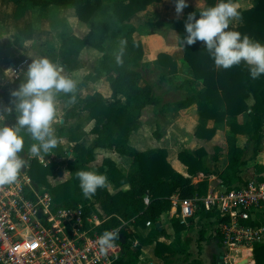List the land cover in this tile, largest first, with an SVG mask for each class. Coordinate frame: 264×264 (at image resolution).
<instances>
[{"label":"trees","instance_id":"1","mask_svg":"<svg viewBox=\"0 0 264 264\" xmlns=\"http://www.w3.org/2000/svg\"><path fill=\"white\" fill-rule=\"evenodd\" d=\"M16 5L29 3L34 7L46 8L49 6L71 7L77 20L88 23L101 8L102 0H11ZM161 0H115L113 16L120 22H125L135 14L145 11L146 8ZM174 1V0H172ZM218 0H206L203 9L214 6ZM203 9L190 8L184 19L169 21V27L177 32V37H183L184 23L188 13L196 12L197 16ZM237 17L241 25L229 30L239 31L251 39L264 44V0H255L254 5L245 10L238 9ZM114 35L111 25L105 21H98L88 34L83 37L69 35L62 39L57 57L60 65L67 71L74 70L75 59L84 47L90 46L102 53L93 71L92 80L104 76L111 91L110 98H104L100 93L85 98H79L72 107V115L77 111L86 112L87 120L92 122L90 134L95 136L93 146L86 148L80 142V135L71 134L69 141L74 142L72 159L70 162L71 177L57 185L50 186L47 177L54 172L55 163L42 165L37 159L30 163L29 176L35 182L47 186L53 200L63 207L83 206L84 212L89 215L95 213L99 219H105L96 230L102 234L122 226V222L133 221L135 227L145 228L150 223V230L146 236L149 241L156 240L155 255L169 252L170 248L158 237H166L164 230H158L156 222L171 209V197L177 195L180 200L194 197H204L208 190V180L203 178L193 183L198 173L208 175L205 165L207 155L203 147L192 152L181 151L177 155L178 161L186 167L187 177L176 172L167 161V152L163 149H153L147 152H138L129 144V134L140 126V114L147 106H156L162 103L154 93L151 85L142 80L141 63L143 48L140 40L131 38L130 32L123 37V44L113 55L104 53V42ZM177 44L183 52V58L190 68L193 78L200 82L201 89L187 97L174 101L171 107L175 111L194 108L200 120H211L215 125L227 124L231 135L226 138L227 165L219 175L221 185L227 191L239 189L245 184L241 176L243 150L237 146V135H245L247 141L254 144L257 152L264 131V74L253 79L249 66L241 61L228 69L217 67L209 55L203 42L182 47L177 38ZM119 56V61L117 57ZM158 66L165 68L167 74L176 71V64L163 53L157 57ZM162 77L165 74L161 75ZM8 101V98H6ZM246 115L242 124L237 117ZM80 124L76 129L80 128ZM215 128H206L204 124H197L195 137L210 140ZM98 151H111L118 156L131 159L132 169L124 174L117 169L110 158L105 157L95 172L107 176L104 187L85 197L79 186L77 172L90 170ZM263 172V167H257ZM123 186H127L125 190ZM110 188L113 192H111ZM201 214V213H200ZM175 240H179L181 232L186 228L177 218L172 219ZM190 222V220H189ZM123 241L115 240L121 245L123 254L114 264H136L139 252L131 253L128 249V240L131 238L125 230L121 231ZM254 264H264V241L253 247ZM127 261H124V258Z\"/></svg>","mask_w":264,"mask_h":264},{"label":"built area","instance_id":"2","mask_svg":"<svg viewBox=\"0 0 264 264\" xmlns=\"http://www.w3.org/2000/svg\"><path fill=\"white\" fill-rule=\"evenodd\" d=\"M59 62L56 58L62 68ZM30 64L28 57L13 62L9 74L16 78L26 73ZM14 122L5 117L0 120V124L9 126ZM60 140L59 145L64 146V154L70 160L74 144ZM20 155L28 166L16 182L0 185V264H114L121 255V245L114 242L111 248L101 251L96 243L100 235L96 228L105 219L93 212L87 215L81 205H59L47 186L29 176L33 159L44 166L54 163L52 152L44 153L43 158L32 157L29 148L24 147ZM51 179L48 176L47 183L54 186ZM170 200L171 216L186 227L197 213L209 216L212 234L222 246L224 264H248L254 245L264 241V172L258 178L245 180L239 189L227 191L217 181L208 186L204 197L180 200L173 195ZM124 223L110 229L119 230L120 241ZM145 225L149 227L150 223Z\"/></svg>","mask_w":264,"mask_h":264},{"label":"crops","instance_id":"3","mask_svg":"<svg viewBox=\"0 0 264 264\" xmlns=\"http://www.w3.org/2000/svg\"><path fill=\"white\" fill-rule=\"evenodd\" d=\"M254 1L255 0H234V2L238 6L237 10L238 9L245 10V9L251 8L254 5ZM27 4H29V3L27 2ZM27 4L25 3L24 5L19 6V5H16L11 0H0V101L4 105L10 104V99H11L10 93H11V91L18 89L19 85L26 79L25 73H22L21 75L17 76L16 78H12L11 75L9 74V70H10L9 66L13 62L17 63L16 61L19 59L21 60L23 58H26L25 54L29 53L28 51L30 49H28V48H29L30 44L31 45L34 44V41L32 40L31 37L30 38H25V37L22 38V41H24V42L20 43L19 46L13 45L11 42V39H12L11 35L13 36L15 34H17V35L22 34V36H23L27 31H31V27L29 28L28 26H26L27 21H28L27 15L29 14V11H30ZM187 5L188 6L186 8H184L183 12L180 15H177L175 13L174 1H172V0H161L158 3H153L147 7L146 11L147 12L153 11L155 8H158L157 10L159 11L160 14H166L169 16V18L167 20L169 22L171 19H178V20L184 19L187 12L189 11V9L191 8V5H192L189 2V0H187ZM24 6H26V8ZM30 6L38 9L40 11L39 13L42 15V17H44L46 14L45 10H48L50 8L55 7L58 9L59 8H62V9L63 8H70V9H72L71 7L49 6L46 8H41V7H34L32 5H30ZM23 9H25V10L23 11ZM143 14H145L144 11H143ZM135 16H138V13ZM135 16L131 17L129 20H131V22H132L133 18L135 19ZM74 18L76 19L75 26H76V28H78V24L80 22L77 20L76 16ZM41 23L43 26H46V24L44 23V18L42 19ZM80 24L83 25V27L82 26H81V28L79 27L80 29L78 28V30H81V32L79 34L73 33L72 35L83 38L84 36H86L88 34V32L90 31L91 28L89 29V26L86 23H80ZM240 25H241V21L237 17H233L230 19L229 26L236 28ZM43 33L44 34L41 37V41H39L38 44L46 42L49 45L51 43H54V41L49 40L51 32H48L45 30ZM133 39L140 40V42L142 44V48H143V57L141 60L142 64L148 63L149 65H155L156 64L158 66L157 56L160 53H163V54L169 56L171 58V60L173 62H175L176 71H175V73H173L171 75L167 74V70L165 68H161L158 66L161 69V71L159 73V80L168 79L167 81H165L166 86L164 87L165 91L167 93H169V94H171L172 92L177 93L180 96V97H178L177 100H180V99H183V98L187 97L188 95L195 93L201 89L202 86H201L200 82L193 78V75L191 73L190 68L187 66V64L184 61L183 52L177 44V32L175 30L168 27V29L165 31L164 34H159L157 32H150L148 35H142V34L136 33V36L133 37ZM60 43H58V47H60L59 46ZM58 47H57V50L55 51L56 55H57V52L59 50ZM87 55L98 58L102 55V53H100L99 51L95 50L94 48H92L90 46H86L81 51L80 55L75 59V66H74L73 71L67 72L63 67L61 68L62 74L73 79L75 81V84H76L74 91L72 93H69L70 96H69L68 102L71 103L70 104L71 108L73 107V105L77 99L85 98L87 96L92 95L95 92L100 93L106 99L110 98V95H111V91H110L109 84L107 81L103 80L102 81L103 84L97 86L96 84L92 85L90 80H88V79H86V80L82 79V77L80 75L81 74L80 68L82 67L80 64L81 58L86 57ZM57 65H58V63H57ZM141 73H142V71H141ZM162 74H165V76L162 77L161 76ZM173 76L176 77V80L174 78L169 80V78H172ZM143 79L144 78H143V74H142L141 82L143 81ZM174 82H176V83H174ZM144 84L145 83H143V84L140 83V86H142ZM147 84L151 85L150 83H147ZM174 84H177V85H174ZM189 85H190V87L194 88L195 90L189 92L191 90V89L189 90V88H190ZM152 88H153V86H152ZM153 90H154V93L161 98V100L164 99L161 96L162 94L164 95V91H161L158 94L156 92L157 89L153 88ZM71 97H74V101L71 99ZM6 98H8V101L6 100ZM177 100H175V101H177ZM62 104H59V105L62 106ZM148 107L149 106H147L146 108H148ZM67 109L68 108H65V112ZM80 112H82V111H80ZM80 112L77 111L76 113H78V114H76L74 117L79 116V114H81ZM62 114H63V116L65 115V113L61 112V114L58 115L59 118L57 119V121L54 124H59L60 126H66V123L68 121H65V119L62 117ZM245 119H246V115L241 114L237 117V122L239 124H242L245 121ZM170 123H172V124H170ZM199 123L204 124L206 126V128H215V133L210 140L197 139L195 137V135H194L195 134V127ZM190 124H191V141H190V143H188L189 147H185L184 143L182 142L183 132L185 131V129L187 127L190 126ZM77 125L74 126V129L79 131L78 135H80V142H82L86 148H91L93 146V143L95 140V136L90 134L92 123L90 122V124L89 123L86 124L85 127L82 128L80 126V128L76 129ZM166 126H170L169 130H173L175 127L176 129L174 131H175L176 135L171 134L168 137H160L159 136L158 139L155 142H153L151 140V138H149L148 134L145 133V130H143L144 127L140 126L136 131H133L129 134V144L132 147H134L138 152H147V151L153 150V149L165 150L167 152L168 163L171 165V167L176 172H178L179 174H181L185 177L188 176L187 171H186V167L178 161V159H177L178 153L181 151L192 152L199 147H203L207 153L206 145L209 144L214 137H216L218 132L222 131L225 128V124L217 126L211 120H200L199 117L197 116V114L195 113L194 108H190L187 110H181V111L173 110L171 113L167 112ZM53 127L56 130L57 127L55 125H53ZM70 131H71V127H70ZM56 135H57V131H56ZM151 136H152V134H151ZM65 137L66 136H63L61 138H63L64 140L65 139L68 140V138H65ZM239 137L240 136H238V135L236 136V140H237L236 144L238 147H240L238 145V138ZM246 141H247V138H246ZM263 141H264V131L262 133L261 142L259 144L257 152L254 153L253 158L256 157L257 154L258 155H264ZM72 143L74 144V142H72ZM183 146H184V148H183ZM97 154L103 155L102 159L100 160L99 163H97V159L90 162L88 165L89 168H90V165L92 163H95V168H97L99 165H101V163L105 157H108L112 161H114L117 169L120 170L124 174H127L133 167L132 163H131V159H129L127 157L118 156L117 154H115L111 151H98ZM205 165H206V163H205ZM261 166L263 167V170H264V156H261L259 164L255 165V168H256L255 172H258L257 167H261ZM206 167L208 169V175H204L203 173H198L196 175V177L193 178V180H192L193 183H197L198 181H200L206 177L208 180L209 186H210V185H212L211 181L216 178L215 176L218 175L217 178H219V175L223 172V170L225 168V167H223L220 171H215L216 169H214V168H209L207 165H206ZM242 167H241V170H242ZM241 176H242V172H241ZM246 176L247 177L242 176L243 180H247V179L252 178L251 174H249V173ZM218 181H220V180H218ZM126 188H127V186L122 187L123 190H125ZM110 190H111V192H113L111 188H110ZM171 215H172V210L169 211L168 213H166L165 215L161 216L159 218V220H157V222H156V223H159V228L157 227L158 230H164L166 232V237H158L157 240L160 242H164L166 244V246H168L170 248L169 252L162 253L160 257H157L155 255L156 240L155 241L154 240L149 241L146 238V236L150 230V226L147 227L145 225V228L142 229L140 227H135L133 222H125L124 223L125 224L124 230L126 231V233L128 235L131 236V238H129L128 243H127L129 251L131 253H135L136 251L139 252V256L137 258L136 264H164V258L174 254L175 246L180 244L181 239L183 237V234L187 231L188 227L193 224V219H190V225L187 226L183 232H181L179 240H175L174 230H173L172 222H171L173 217ZM194 220H196V223H198L199 225L202 226L201 233H200L201 239L205 235L204 231H205L206 227L204 225L206 224V225L210 226L211 232L207 234L206 238H207V241L211 244V248H212V252H213L211 264H224L222 262V258H218L216 256L215 245H217L221 249V256L223 257L222 246H221L219 240H217L212 234L213 228H212V223L210 221L209 216L204 215V214H198V215H196ZM133 243H136L135 247H133L134 246ZM121 253L123 254V250H121ZM250 255H251V257H250ZM247 256H248V254L246 255V257ZM125 260L127 261V257H126V259L124 258V261ZM248 262H249L248 264H254L252 253L251 254L249 253Z\"/></svg>","mask_w":264,"mask_h":264},{"label":"rangeland","instance_id":"4","mask_svg":"<svg viewBox=\"0 0 264 264\" xmlns=\"http://www.w3.org/2000/svg\"><path fill=\"white\" fill-rule=\"evenodd\" d=\"M115 0H102L101 8L95 13L92 20L89 21L88 26L89 29L92 28L96 22L98 21H105L108 22L112 30L114 31V35L110 36L105 42H104V53L113 55L115 54L120 47L122 46L123 37L126 33L130 32L131 38L136 36V33L142 34V35H148L150 32H157L159 34H164L165 31L169 27V22L167 21L169 16L166 14H160L157 10L158 8H155L153 11H144L145 14L142 12L138 13V16H135V19L133 18L132 22L131 20H127L125 22H120L117 20L115 16H113V3ZM189 2L192 4L191 8H197V9H203L206 5V0H189ZM27 4V3H26ZM29 8V14L27 15V24L29 28L31 27V31H27L23 36L21 35H11V42L13 45L19 46L20 43L24 42L22 41V38H32L34 41V44H30V49L25 54L26 57H29L31 59V63L37 59L41 58H47L50 62L56 64V54L55 51L57 50L58 43L62 41L65 37L72 35L73 33L79 34L81 30H78V28L83 25L80 23L78 24V28H76L75 23L76 19L75 13L70 8H50L48 10H45L46 14L44 17L39 13L40 11L36 8L31 7L29 4H27ZM26 8V6H24ZM25 9H23L24 11ZM44 18V23L46 26H43L41 21ZM173 20V19H171ZM92 26V27H91ZM79 28V29H80ZM51 32L50 34V41H54V43L47 44L39 43L41 41V37L44 34V31ZM91 30V29H90ZM85 37V36H84ZM31 40V41H32ZM136 40V39H135ZM61 44V43H60ZM60 46V45H59ZM59 48V47H58ZM159 55V54H158ZM158 57V56H157ZM100 57H93L87 55L86 57L81 58V77L83 80H90L92 85H102L103 80H105L104 76H101L100 78H96L95 80H91V77H95V73L93 71V68L95 64L97 63L98 59ZM17 60L16 62H19ZM143 74V83H150L153 88L157 89V93L164 91V95L161 96L164 98L162 99V103L160 105L156 106H149L148 108H145L141 114H140V123L141 126L144 127L143 130H145V133L148 134L149 138L153 142H155L158 137H168L171 134H175V127L173 130H169L170 126H166V119H167V112L171 113L174 109L171 107V104L173 101L177 100L178 97H180L177 93L172 92L171 94L167 93L165 91V81L166 80H159V73L161 69L155 64V65H149L144 64L143 68L141 69ZM64 75V74H63ZM175 76V75H174ZM169 78L175 79L176 77ZM176 83V82H174ZM177 85V84H174ZM190 87V85H189ZM191 89V90H190ZM190 90V91H189ZM189 92L195 90L194 88L190 87ZM94 94V93H93ZM69 93L65 94L63 92L56 93V107L58 115L61 114V112L65 113V115L62 117L65 119V121H68L66 123V126H60L59 124H54L57 128V137L59 141L61 137L66 136L65 138L69 137L71 134H79V131L74 129V126L77 124H80L81 127H85L86 124H90L87 120V114L86 112H80L79 116L74 117L72 115V108L70 106L71 103L68 102L69 100ZM12 100V97L10 99V102ZM63 103V104H62ZM59 104H62L60 106ZM6 106H11V104L4 105L0 101V116H3L6 118V120H16V117L18 113L15 111V108L13 106L11 112L4 111V108ZM60 106V107H59ZM171 107V108H170ZM65 108H68L65 112ZM87 122V123H86ZM16 122H14L15 124ZM92 123V122H91ZM93 124V123H92ZM172 124V123H170ZM89 126V125H88ZM61 127V128H60ZM71 127V131H70ZM152 134V136H151ZM231 131L229 130L227 124L225 125V128L218 132L216 137H214L209 144L206 145L207 150V156L205 157V163L209 168L216 169L215 171H220L223 167L227 164V158H226V137L228 135H231ZM21 135L24 137V147L29 148L30 144L35 142L31 140L30 134L25 131L21 130ZM157 135V136H156ZM240 136L238 138V145L242 148V160L244 161V165L242 167V176L247 177L246 175L251 174L252 178H258L261 174V172H255V165L259 164V161L261 159V156L264 155H258L253 158V155L255 153L254 151V144L252 142L246 141L245 135H238ZM65 141V140H64ZM191 141V124L189 127L185 129L183 132L182 142L184 143L185 147H189L188 143ZM264 145V141H263ZM64 146H60L59 142L56 148L51 150L52 155L54 156V172L51 175L53 183L55 185L64 182L68 180L72 172L70 170V162L73 158L71 156L70 160H68V156L64 154L63 151ZM184 148V146H183ZM264 150V147H263ZM103 155L96 154L95 159H97V163L100 162ZM67 163V164H66ZM172 163V162H171ZM90 169L92 171H95V163H92L90 165ZM216 178L211 181L212 185H215L220 178H217L218 175L215 176ZM249 178V177H248ZM221 181V180H220ZM199 213H197L198 215ZM206 227L204 233V237L201 239V229L202 226L196 223V220L193 218V224L190 225L187 229V231L183 234V237L181 239L180 244L175 246V252L171 256H167L164 258V264H211L212 260V248L211 244L207 241V234L211 232L210 226L204 225ZM123 241V240H122ZM174 246V245H173ZM123 250V249H122ZM122 255V253H121Z\"/></svg>","mask_w":264,"mask_h":264},{"label":"clouds","instance_id":"5","mask_svg":"<svg viewBox=\"0 0 264 264\" xmlns=\"http://www.w3.org/2000/svg\"><path fill=\"white\" fill-rule=\"evenodd\" d=\"M187 0H174V10L180 15L186 8ZM234 0H218L214 6L198 13H188L183 37H177L182 47L203 42L217 67L228 69L244 61L249 66L253 79L264 74V44L242 35L239 31L229 30V22L240 13ZM123 43V41H122ZM119 61V56L117 57ZM26 79L10 95L11 106L4 111L11 112L14 106L18 113L14 125L0 124V185L13 184L28 161L20 153L24 149L21 130L27 131L31 140L29 154L43 158L57 147L59 139L53 127L57 121L56 93H72L75 81L62 74V69L47 58L33 61L25 73ZM74 101V97H71ZM3 117L0 116V120ZM79 186L85 197L94 194L107 183L103 173L79 170ZM118 229L105 230L96 243L101 251L111 248L118 237Z\"/></svg>","mask_w":264,"mask_h":264},{"label":"water","instance_id":"6","mask_svg":"<svg viewBox=\"0 0 264 264\" xmlns=\"http://www.w3.org/2000/svg\"><path fill=\"white\" fill-rule=\"evenodd\" d=\"M156 227L159 228V223H156ZM215 249H216V256L218 258H222V256H221V249L217 245H215Z\"/></svg>","mask_w":264,"mask_h":264},{"label":"bare ground","instance_id":"7","mask_svg":"<svg viewBox=\"0 0 264 264\" xmlns=\"http://www.w3.org/2000/svg\"><path fill=\"white\" fill-rule=\"evenodd\" d=\"M245 261V263H246V260H244Z\"/></svg>","mask_w":264,"mask_h":264}]
</instances>
